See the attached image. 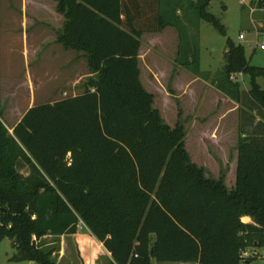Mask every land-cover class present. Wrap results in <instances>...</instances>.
Returning a JSON list of instances; mask_svg holds the SVG:
<instances>
[{
	"label": "trees",
	"instance_id": "1",
	"mask_svg": "<svg viewBox=\"0 0 264 264\" xmlns=\"http://www.w3.org/2000/svg\"><path fill=\"white\" fill-rule=\"evenodd\" d=\"M56 1L67 18L56 41L83 52L92 75L82 93L29 107L12 133L0 121V242L12 241L11 259L56 264L40 239L76 233L82 222L111 264H250L245 251L264 247V133L239 142L233 188L206 177L183 126L163 121L140 80V36L168 23L160 0ZM209 2L193 0L194 12L225 34ZM225 47L216 85L239 100L229 77L247 74L264 119V66L230 38Z\"/></svg>",
	"mask_w": 264,
	"mask_h": 264
},
{
	"label": "rangeland",
	"instance_id": "2",
	"mask_svg": "<svg viewBox=\"0 0 264 264\" xmlns=\"http://www.w3.org/2000/svg\"><path fill=\"white\" fill-rule=\"evenodd\" d=\"M192 1L160 0L168 23L158 32L141 36L140 79L153 94V107L163 121L171 128L183 126L184 146L191 161L204 169L206 177L221 178L228 188H233L239 142L253 132L264 133V119L247 91V74L229 77L230 82L240 83L239 100L233 95V87L225 83L226 90L218 88L215 80L223 78L227 38L243 46L250 64L264 66V50L260 48L264 44V9L257 0H210L207 11L224 26L222 34L196 15ZM29 3L0 0V121L7 125L9 133L30 106L77 93L78 83L74 89L70 82L78 77L76 72L87 70L84 58H74V53L56 41L49 10L52 5ZM184 49H188V65L184 64ZM193 52L198 61L191 64ZM194 65L199 67V73ZM257 83L264 88L262 78H257ZM62 89L65 95H60L58 90ZM64 242L69 245L64 247L63 260L58 264L79 262L72 237H66ZM64 242L60 236H51L39 243L53 250L52 257L57 262ZM14 251L12 241L3 238L0 264H23L11 259ZM244 254L253 257L250 264H264V247H250ZM106 262L101 257L99 264Z\"/></svg>",
	"mask_w": 264,
	"mask_h": 264
},
{
	"label": "crops",
	"instance_id": "3",
	"mask_svg": "<svg viewBox=\"0 0 264 264\" xmlns=\"http://www.w3.org/2000/svg\"><path fill=\"white\" fill-rule=\"evenodd\" d=\"M29 1H30V3L32 5L38 4L39 6H42V5H44V6L48 5L49 6V4H51L52 8H50L49 10H52V15H51L52 20H53L52 21L53 22L52 23L53 24L52 29H53V31L55 30L56 37H57V35L59 33H62L64 31V26H65V23L67 21V18L65 17V13L59 12L57 10V1L56 0H29ZM27 2H28V0H27ZM145 33H143L141 36H143ZM141 36H140V40H141ZM140 45H141V41H140ZM64 49H66V48H64ZM66 50H69L70 53H74V55H75L74 58H76L78 60H80L79 59L80 57L84 58L85 62H86V67H87V70L84 71V72H82V71L76 72L75 75L78 76V77L77 78L75 77V79L72 80V81L70 80L71 81L70 83H72V85H74V86H72V88H74V89H76L75 88V86H76L75 84L78 83V86H77L78 92L76 93V91H75V93L66 96V97H68V96H75L77 94L82 93L83 92L82 84L86 81V78L89 77L92 74L90 73V71L88 69L87 61H86V58H85L83 52L76 51V50H73V49H66ZM138 60H139V51H138ZM82 79H84V80L82 81ZM76 81H78V82H76ZM58 91L60 92V95H62V94L65 95V93H67L65 89L58 90ZM62 98H65V97L59 96V97H56L55 99L49 98L48 100L50 102V101H56V100H59V99H62ZM23 114L14 123L12 128L21 119ZM5 127L7 128V125H5ZM243 220L244 221H248L249 218L248 217H244ZM51 236L52 235H45L42 238L51 237ZM66 237H72V239L74 241V245L76 247V252L78 253V257L80 258L79 259L80 261L79 262H74V261L70 260V261L64 262L63 264H99V261L101 260V257H105V259L107 261L106 264H111L110 253L104 248V246L101 244V242H99L96 239V237L89 231V229L82 222L79 223L76 233L60 235V238H62V242L65 241ZM41 239H40V241H41ZM68 245L69 244H65V242L63 243V247H62V250H60V256H59L58 261L56 262V264L60 263V261L63 260V258H62L63 256L62 255L64 254V247H68ZM22 262H23V264H27L28 263V261H22ZM172 263L173 264H198L197 262H172ZM33 264H36V263L33 262ZM154 264H156V263L154 262Z\"/></svg>",
	"mask_w": 264,
	"mask_h": 264
},
{
	"label": "built area",
	"instance_id": "4",
	"mask_svg": "<svg viewBox=\"0 0 264 264\" xmlns=\"http://www.w3.org/2000/svg\"><path fill=\"white\" fill-rule=\"evenodd\" d=\"M240 37H241V35H240ZM260 48H261V49H264V44H261V45H260ZM232 78H233V77H232Z\"/></svg>",
	"mask_w": 264,
	"mask_h": 264
},
{
	"label": "water",
	"instance_id": "5",
	"mask_svg": "<svg viewBox=\"0 0 264 264\" xmlns=\"http://www.w3.org/2000/svg\"><path fill=\"white\" fill-rule=\"evenodd\" d=\"M27 264H33V261H29Z\"/></svg>",
	"mask_w": 264,
	"mask_h": 264
}]
</instances>
